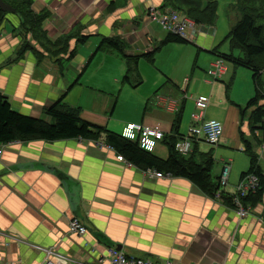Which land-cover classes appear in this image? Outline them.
<instances>
[{"label":"crops","instance_id":"1","mask_svg":"<svg viewBox=\"0 0 264 264\" xmlns=\"http://www.w3.org/2000/svg\"><path fill=\"white\" fill-rule=\"evenodd\" d=\"M165 4L166 0H33L34 13H49L43 29L51 41L56 42L70 33H79V36L69 41V51L63 54L62 61L52 59L49 54L40 59L29 50L17 58L21 39L16 29L21 20L9 15L0 31V93L15 111L43 118L45 108L62 99L64 94L67 103L82 105L84 93L78 97L77 91L86 72L92 68L93 76H102L113 87L97 89L92 83L94 91L86 98L84 119L118 134L128 124H145L170 135L175 115L182 109L185 110L183 118L186 114L188 97L185 99V96L194 76L200 80L205 78L213 94L217 86L221 87L214 82L218 80L213 81L218 57L212 52L231 30L224 39L217 26L194 34L190 43L184 45L194 42L197 47L191 69L188 56L175 59L180 56L176 54L168 67L164 61L161 70L165 73L153 68L157 65L156 58L153 64L142 58L138 63L141 78L147 83L148 73L154 71L155 76L148 88L138 89L143 80L134 88L124 79L127 58L148 54L165 39L167 33L147 16L151 7L160 9ZM227 31L223 29L224 34ZM82 36L88 39L79 44L78 38ZM113 38L123 43V53L99 50L103 40ZM223 46L220 51L228 52ZM38 49L46 51L41 45ZM73 51L75 56L69 60ZM202 54L205 59L203 67H199ZM232 69L230 83L235 87L239 72L233 65ZM205 70L207 76L203 74ZM176 73L186 83V95L180 99L173 96V90L181 88ZM228 73L226 66L224 76ZM119 87L121 93L114 96ZM127 102L135 103L138 112L132 115L124 111L131 104ZM173 102L177 104L174 114L168 112L175 105ZM244 104L245 101L229 102L228 115L223 116L228 121L232 112L236 113L232 121L239 137L223 135L217 148L203 149L201 142L198 145L200 153L211 151L214 161L220 158L222 162L215 180L221 178L225 165L230 164L225 195L236 191L243 173L250 169L251 156L245 152L249 144L260 161L264 177V134L259 130L254 133L252 124L246 132L240 128V114H243L238 106L243 108ZM195 110L198 114L199 110ZM119 111L127 118L119 116ZM140 116V123L130 122L139 121ZM217 120L223 123L225 134L227 123ZM122 124L126 126L121 132ZM250 131L253 137L247 138ZM162 143L169 157V148ZM158 145L156 149L164 157L165 150ZM144 173L114 149L99 147L94 141L39 140L5 144L0 156V263L43 264L45 253L35 249L40 246L55 248L85 264H98V259L105 256L101 264H110L108 251L113 246L130 257L158 262L171 260L174 264H264V194L261 201L252 204L251 214L240 219L226 203L224 194L222 200L214 199L187 179L151 178ZM74 219L87 227L85 237L69 236Z\"/></svg>","mask_w":264,"mask_h":264},{"label":"trees","instance_id":"2","mask_svg":"<svg viewBox=\"0 0 264 264\" xmlns=\"http://www.w3.org/2000/svg\"><path fill=\"white\" fill-rule=\"evenodd\" d=\"M234 1L236 2L234 8L239 14V21L233 25L223 42L229 43L230 53L225 54L220 51L223 43L214 49L212 53L235 68L249 69L253 73L255 97L247 103L245 108L238 107L242 114L252 110L251 124L254 127L252 131L256 133L259 130L264 134V0ZM4 2L16 9V13L21 20L20 27L16 29L18 35L23 36L22 45L19 48L20 54H24V51L29 49L34 52L38 51L28 41L30 37L38 45L46 48V51L58 49L60 50L58 53L65 54L69 51V41L73 37L79 36V33H70L53 42L43 29L44 22L49 18L48 12L34 13L32 10L33 0H4ZM219 4L220 0H166L163 8H172L182 12L193 19L200 27H213L218 18ZM8 14L0 8V31ZM87 39L88 36L79 37L78 43L83 44ZM189 43L188 40L170 33L148 54L128 57L125 82L134 88L142 84V78L138 71V63L142 58L153 64L157 53L165 46L169 44L186 45ZM124 48L120 39L113 38L103 40L99 50L110 49L123 53ZM236 52L238 53L236 54ZM75 53L76 51L70 53L69 60L74 58ZM231 85L232 83H228L226 86L227 94ZM183 112L184 109L175 115L171 134L165 135L163 142L169 148V157L162 159L154 152L142 149L139 142L126 139L122 134L110 131L106 126H99L87 121L82 115V110L67 103L65 96L45 108L43 118H35L15 111L9 100L0 93V144L39 140L83 139L95 142L102 141L139 169L145 171L156 170L163 175L187 179L214 199L222 200L224 194L226 203L233 208L232 196L225 195L224 189H221V179L215 180L211 176L215 163L211 151L200 153L198 147L200 142L193 144V151L187 156L175 150L176 143L182 138L180 127ZM245 152L251 156V166L247 173H243V178L254 173L259 176L261 182L256 194H250L243 199L244 204H248L252 208V204L261 201L263 198L264 177L259 168L260 161L253 153L250 144L249 147H246ZM218 194L220 197H218Z\"/></svg>","mask_w":264,"mask_h":264},{"label":"rangeland","instance_id":"3","mask_svg":"<svg viewBox=\"0 0 264 264\" xmlns=\"http://www.w3.org/2000/svg\"><path fill=\"white\" fill-rule=\"evenodd\" d=\"M235 3L236 2L234 0H222L221 3H220L218 18H217L215 26H213V27L217 26V28H219V34H223V39L226 37V35L228 34L229 30H231L233 25L239 21V14L237 13L236 9L233 8ZM160 9H166V8H160ZM9 15H13V16L19 17L18 15H15L14 13H9L6 16V19L8 18ZM20 24H21V22H20ZM19 27H20V25H19ZM205 28L206 27H200L199 26V30H201V29L204 30ZM223 29H225V30L228 29V31L225 32V34H224ZM20 39H21V43L20 44L22 45V41H23V36L22 35L20 36ZM28 41H30L31 46L35 47V49L38 50L37 52L35 51V53L40 59L44 56V54L46 56H48V54H49L51 56V58L52 59L54 58V60H56V61L57 60H61L62 61V59H65V58H63V53H58V51H60L58 49H56L57 50L56 52L55 51L39 50L38 49V46H39L38 43L35 42L34 40H32L31 37H30V39ZM186 45H188V44H186ZM223 45H222L223 46V50L230 52L229 44L228 43H224ZM29 51H31V49H29ZM27 52H28V50L24 51V54H26ZM228 52H224V53H228ZM17 53L19 55V56H17V58H20L21 54H19L20 53L19 49L17 50ZM236 53H238V52H236ZM176 54H178L180 56L175 58V59H185L186 56H188L187 60H189V61L191 60V64H190V69H191L192 66H193V63L196 60L197 47L194 45V42L191 45H189V46H184L183 44H181L180 46H176V45L172 44V45L168 46L167 48H164L160 52H158L157 57H156L157 65L153 66V68L155 70H157V72L165 73V72H163L161 70L162 67H163L162 63L164 61H166V66L168 67L170 65L171 61L174 59ZM204 59H205V54H202L201 58H200L199 67H203L202 64L204 62ZM97 60H96V62H97ZM63 65H65V64H63ZM141 66H143V64ZM226 66H227V68H229V73H228L227 76H224V78L222 80H218V81H214L215 78H213L214 82H217V83L221 84V87H218V86L216 87V90H215L214 94L209 90L208 85H207V83L204 80L205 78L203 80H200L198 77L194 76L191 79V82H190L191 85L189 87V91H188V95H187L188 103H187V108H186V114H185V116H184V118L182 120V125H181V131H182L181 133L183 135L188 132V129H189L190 125L195 123L192 120V115L196 114L197 111L195 110L196 107H195V104L192 103V101L193 100L194 101L197 100V98L201 95L200 93H204L209 98V100H211L210 104L212 103L211 107H208V109H205V111H207L205 120L208 121V120H211L212 118H217V119H220L221 121H225L227 123V125L225 126V134H224V136H233L235 138L239 137L238 129H234V127H233L234 125H233V121H232L233 118H234V114H236V113L232 112L231 118L228 119V121H227V119L225 120V118H223V116L226 117L228 115L227 108H229V102L232 103L233 101H245V104L243 105V108H245L247 103L252 98L255 97L256 91H255V84H254V81H253V73L249 69L236 68V70L239 72L236 75V77H235V79L237 80V83H236L235 87L233 86V84L231 85L230 90H229V92L227 94L226 86H227L228 83L231 82V74H233V72H232L233 69H232V65L230 63H227ZM148 68H150V67H148ZM90 70L86 72L84 78L80 82V87H79V89L77 91V96L78 97H80L81 93H84V98H83V100L81 102L82 105H78L77 106L82 111H85L87 109L86 98L93 94L94 89H93L92 83L95 84L97 89L100 86L113 87V85L111 83L106 84L104 82L105 79L102 76L100 78L97 77V76H93L90 73ZM196 71H197V74H200V71L198 69H196ZM203 74L205 76L208 75L206 73V70H205V72H203ZM151 76H153L152 79H151ZM154 76H155V72L154 71H151V73H148V77H149L150 81L146 83L144 81V78H142L144 84L141 87H139L138 89L148 88L149 84L154 79ZM176 77H178V79H179L178 80L179 81L178 85L181 88L180 89L179 88H175V90H173V96H175L176 98L180 99L182 96L186 95L185 94L186 83H185L184 80H181V77L179 76L178 73H176ZM190 77H191V75L188 78H190ZM162 80H163V77H162ZM164 82H166V79L164 80ZM203 82H204V85H203ZM164 91H165V89H164ZM120 93H121V88L119 87L117 89V91L113 95L116 96V95H118ZM65 95L66 94H64L63 97ZM191 95H192V97H191ZM247 95H249V96H247ZM134 96H135V94H134ZM246 97H248V100H244V99H246ZM128 103H131V104H128ZM127 104L128 105L125 106L124 111H126V112H128V113H130L132 115L135 114L136 111L138 112L137 106H136L135 103L127 102ZM226 106H227V108H226ZM158 107L162 108L159 105H158ZM232 108H234V107H232ZM122 112L123 111H119L118 115L127 118V116L123 115ZM251 113H252L251 110H248L247 112H245L243 114V116L240 114V118H242V119H240V121L242 123L240 128H243L244 132H246L249 127H251V123H252ZM183 114H184V112H183ZM141 118H142V116H140L139 121L137 119H134V120H132L130 122H132V123H140L141 122ZM125 126H126V124H122L120 131ZM109 130L110 131H114V130H111L110 128H109ZM114 132H116V131H114ZM164 135H166V133H164ZM252 137H253V135H252V133L250 131L247 134V138H252ZM95 143L99 147H108L109 148V146L105 145V143L102 142V141L95 142ZM200 144H202V148L203 149H206V148L207 149H209V148H217V147L211 146V145H209L207 143H204V142H201ZM243 144H244V142H243ZM158 146H159V148H163L165 150L164 157L160 156L161 152H159L158 148L155 149L154 154L157 155L158 157H161V158H164V159L167 158L168 157V149H166L165 145L162 142H160ZM220 164H222L220 158H216L215 159L214 168H213V170L211 172V176L213 178L218 176V170L221 169L220 168ZM222 173H223V171H222ZM144 174L146 176H148V177H151V178H157V177H154V176L152 177L148 172H146ZM221 176H222V174H221ZM250 214H251V209L249 210L247 216H249ZM238 216H239L240 219L247 218V216H240L239 214H238ZM147 260H149V259H147ZM154 262H157V261H154ZM162 262H164V261H162Z\"/></svg>","mask_w":264,"mask_h":264},{"label":"built area","instance_id":"4","mask_svg":"<svg viewBox=\"0 0 264 264\" xmlns=\"http://www.w3.org/2000/svg\"><path fill=\"white\" fill-rule=\"evenodd\" d=\"M148 18L152 21H156L162 30L167 34H175L190 40L191 37L199 31V26L195 23L193 19L184 15L178 10L172 8L159 9L156 7H151L148 10ZM214 71L212 73L214 80H219L226 73V61L222 58H218L214 65ZM187 95L185 96V99ZM172 108L168 110L170 113H175L177 110L176 103L173 102ZM210 100L207 96L200 95L197 100H195V106L199 110L198 114L192 115V120L195 122L190 125L188 132L182 134V138L176 143L175 150L180 154L187 156L193 151V144L195 142H206L211 146H219L221 139L224 135V125L217 119H211L206 121L204 118L205 109L209 107ZM122 136L131 141L139 142L142 149L148 152H154L158 143L163 142L165 135L164 133L156 128L145 124H128L122 132ZM5 144H0V156L3 152ZM110 148V147H109ZM152 177L157 176H167L163 175L156 170H146ZM231 172L230 164H226L221 176L220 185L221 189L229 183V177ZM261 182L258 175L252 173L246 175L240 183L236 186V191L232 193L233 209L237 211L240 216H247L250 205L244 204V198H247L250 194H256L257 190L260 188ZM220 194V193H219ZM218 194V197L220 195ZM82 226L83 229L79 230L76 227ZM71 231L77 233L79 237H83L86 233L85 226L76 221L71 225ZM52 253L47 251V255L43 264H85L82 261L74 260L66 256H59L57 260H52L50 255ZM98 264L105 261V256L98 259ZM110 262L112 264H174L171 260H166L164 262H154L152 260L143 259H133L126 257L122 252L111 251L110 252ZM1 264V263H0Z\"/></svg>","mask_w":264,"mask_h":264},{"label":"bare ground","instance_id":"5","mask_svg":"<svg viewBox=\"0 0 264 264\" xmlns=\"http://www.w3.org/2000/svg\"><path fill=\"white\" fill-rule=\"evenodd\" d=\"M76 221H78L77 219H74L71 223H70V226H69V230H68V234H69V236H76V237H79V235L77 234V233H75V232H73V231H71V225L74 223V222H76ZM84 225V224H83ZM77 229H79V230H82L83 229V227L82 226H77L76 227ZM86 228V227H85ZM87 233H88V229L86 228V233H85V235H83V237H85L86 235H87ZM83 237H81V238H83ZM80 238V237H79ZM110 249H109V253H108V255H109V257H110V252L111 251H118V252H122L126 257H128V258H133V259H142V258H135V257H130L129 255H127L124 251H122V250H120L119 249V247H109ZM35 249L36 250H38V251H42V252H44L45 253V257H46V255H47V251H50L52 254L50 255V258L52 259V260H57L58 258L57 257H59V256H65L64 254H62L61 252H58L57 250H55V248H43V247H40V246H35ZM143 260H146V259H143ZM8 264H22V263H16V262H11V263H8ZM110 264H112L111 262H110Z\"/></svg>","mask_w":264,"mask_h":264},{"label":"water","instance_id":"6","mask_svg":"<svg viewBox=\"0 0 264 264\" xmlns=\"http://www.w3.org/2000/svg\"><path fill=\"white\" fill-rule=\"evenodd\" d=\"M0 8L3 11L8 12V13L16 14V12H17L16 9H14L11 5H8L7 3H5L4 0H0ZM64 181H66V179H64ZM69 192H75V191L69 189ZM71 200H72V203H73L74 202V196L71 197ZM110 247H113V246H110Z\"/></svg>","mask_w":264,"mask_h":264},{"label":"flooded vegetation","instance_id":"7","mask_svg":"<svg viewBox=\"0 0 264 264\" xmlns=\"http://www.w3.org/2000/svg\"><path fill=\"white\" fill-rule=\"evenodd\" d=\"M16 14H17V13H16ZM17 15H18V14H17ZM18 16H19V15H18ZM77 220H78L79 222H81V220H79V219H77ZM81 223L84 224L83 222H81ZM84 226H85V224H84ZM85 227H86V226H85ZM86 228H87V227H86ZM88 245H89V244H87V246H88ZM87 246H86V247H87ZM89 248H90L92 251H94V249H92V246L89 245ZM66 257H68V256H66Z\"/></svg>","mask_w":264,"mask_h":264}]
</instances>
